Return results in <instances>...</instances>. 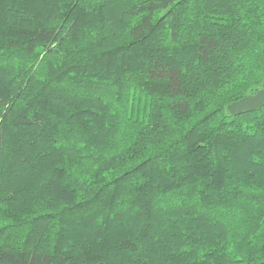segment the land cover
I'll return each mask as SVG.
<instances>
[{
  "label": "trees",
  "instance_id": "16d2710c",
  "mask_svg": "<svg viewBox=\"0 0 264 264\" xmlns=\"http://www.w3.org/2000/svg\"><path fill=\"white\" fill-rule=\"evenodd\" d=\"M0 264H264V0H0Z\"/></svg>",
  "mask_w": 264,
  "mask_h": 264
}]
</instances>
